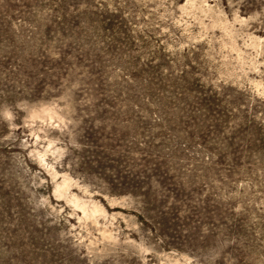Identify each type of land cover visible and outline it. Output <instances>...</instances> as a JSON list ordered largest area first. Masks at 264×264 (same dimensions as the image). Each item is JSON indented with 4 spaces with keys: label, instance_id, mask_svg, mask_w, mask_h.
Here are the masks:
<instances>
[{
    "label": "rangeland",
    "instance_id": "rangeland-1",
    "mask_svg": "<svg viewBox=\"0 0 264 264\" xmlns=\"http://www.w3.org/2000/svg\"><path fill=\"white\" fill-rule=\"evenodd\" d=\"M0 264H264V0H0Z\"/></svg>",
    "mask_w": 264,
    "mask_h": 264
}]
</instances>
